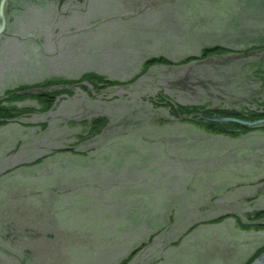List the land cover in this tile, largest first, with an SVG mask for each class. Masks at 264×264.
Listing matches in <instances>:
<instances>
[{
	"label": "rangeland",
	"instance_id": "374dc122",
	"mask_svg": "<svg viewBox=\"0 0 264 264\" xmlns=\"http://www.w3.org/2000/svg\"><path fill=\"white\" fill-rule=\"evenodd\" d=\"M5 2L0 97L11 89L15 97L5 103L34 110L0 122V264H192L197 248L205 264L252 259L264 245V193L257 190L264 184V122L217 132L148 97L161 90L184 104L264 103V0L158 1L138 19V9L118 0ZM215 44L230 50L209 78L232 75L238 86L218 96L166 83L194 66L181 64L185 57ZM162 55L171 65L154 63L133 79L146 59ZM226 56L232 68L220 63ZM86 72L116 83L93 95L81 85L65 87L44 111L35 96L41 89L20 90ZM100 114L108 121L104 134L91 135L82 121ZM165 161L170 177L162 191L154 179ZM158 189L166 195L159 200ZM60 233L85 245L59 247L68 242ZM94 240L103 249L93 250ZM184 241L189 250L181 258L174 253Z\"/></svg>",
	"mask_w": 264,
	"mask_h": 264
},
{
	"label": "trees",
	"instance_id": "16d2710c",
	"mask_svg": "<svg viewBox=\"0 0 264 264\" xmlns=\"http://www.w3.org/2000/svg\"><path fill=\"white\" fill-rule=\"evenodd\" d=\"M262 44V43H261ZM256 45L259 46V49L261 48L260 45ZM263 47V46H262ZM254 48V47H253ZM257 49H250V51H253ZM230 49L226 48L220 44H215L213 46H206L202 48L201 54L198 56H188L185 57L184 60H182L183 62H181V64H185V63H190V62H196L194 63V66H189L187 68H185L184 75L182 77H179L178 79H171L168 82H166L167 84L170 83V87L172 89H176L175 91H183L186 93V91H199V93H203V94H210L212 91H217L216 95H223V93H227L226 91H231L230 87L231 86H238L237 84L240 83L238 82L239 80L237 79V77L235 76H225L224 78L221 77L217 78V79H211L209 78L208 75H214V76H218L215 75L217 72L218 67H221V64L216 65L215 61H217V58H219V55L227 53ZM249 50L247 52H250ZM242 56H248V54H245V52L241 53ZM245 54V55H244ZM226 55V54H225ZM250 55V54H249ZM240 56V55H239ZM238 56V57H239ZM264 56V55H263ZM262 56V58H263ZM227 60L221 61L220 63H222L223 66H228L227 63L231 66V68L234 66L232 64L235 63V61H233L234 59L231 56H226ZM200 61V62H197ZM154 63H160L161 65L165 64V65H171V61H169L165 56H151V58H148L145 60V64H144V68L141 70L140 75L134 77L133 79H136L137 77L141 76V74L145 71V69L149 66H151ZM173 65V64H172ZM229 66V67H230ZM235 72V70L230 69L229 72ZM228 72V73H229ZM243 82V81H242ZM116 83V81L110 80L109 78L104 77L103 75L100 74H96L95 72H86L81 74V77L79 78H75V79H62V78H53L51 80H47L45 82H42L38 85L35 86H29V87H21V89L23 88H35V89H41L40 91L37 90L36 93V98L40 103V109L42 111L49 109L52 104L55 101V97L57 94H60L61 92H64L65 87L66 88H71L72 85L76 86V85H81L84 88H88V90L90 91V94L93 95V93L95 92L98 93V91H101L107 87L110 86V84H114ZM59 87V88H58ZM68 88V89H69ZM8 98H4V97H0V122L3 121H9L11 119H17L20 116H22V114L26 113V112H32V108L31 107H18L15 104H11V101H8V103H5V99H10V98H14L15 97V91L13 90H8L7 92ZM202 95V94H201ZM150 101L163 105V106H169L168 108L170 109V113L174 116H177V118L181 119V120H189V121H194V122H200L203 126H205L208 130L212 129L214 131L217 132H229V133H235L237 131L240 130L243 131L244 129L249 128L248 126H245L243 124H239L237 122L231 121V122H214L211 120H205L200 116L195 115L198 112L207 114V115H226V116H235V117H239V118H246V119H264V103H262L260 106L255 107L253 109H250L248 107H243L242 109H238L236 107H228V106H209V103H203L201 104H191V103H180L179 101L173 100L172 98H170L168 95L163 94V92L160 90L159 93H156L153 95V97H148ZM209 106V107H208ZM87 119H83V123H87L88 124V132L89 134H99L100 132H102V134H104V126H107V119L103 116V115H96V116H92L91 118H89V120ZM264 129V125L261 126ZM261 128V129H262ZM154 146V145H153ZM158 148H162L161 146L157 147ZM159 155V154H158ZM157 156V155H156ZM154 156V157H156ZM160 157V156H157ZM159 159V158H158ZM168 161V160H167ZM163 162L160 164L159 168H157L156 170V177H155V181L158 182L159 188H163L165 185L163 183L164 181V176H169L170 177V171H168L169 169H167V167L165 166L166 162ZM179 162V166L178 168H176V171L178 170H183V167L181 165V162ZM166 169V170H165ZM251 179V178H249ZM255 179H252V181H254ZM258 180V179H256ZM255 180V181H256ZM264 182V181H263ZM149 183V182H148ZM163 183V184H162ZM150 184H152L153 187H150ZM154 183H149L148 188L146 190V192H150L153 189H155V185H153ZM169 185V184H168ZM169 189H173V185H169L168 186ZM263 190L264 189V184H262V186H258L257 190ZM158 198L157 200L160 199V196L163 198V196L165 197L166 195L162 194V192H160V189H158ZM165 188H163L162 191H164ZM153 199H155V196L153 197ZM92 220H90V225H97L98 224V220L94 219L93 217L91 218ZM264 224V223H262ZM261 224V225H262ZM100 229L104 230L106 228V226L99 227ZM61 234V233H60ZM46 238V237H45ZM150 238V237H149ZM152 239V238H150ZM68 242L64 241L61 243V245H59V247H61L62 245H65L68 243L69 244H74L75 247L76 245H78L79 243L76 242H72V240L70 241L69 239H66ZM83 243H80V247ZM90 245V247L94 250H99L103 249V247L97 248L99 247L100 243L98 240H94V241H90L88 243ZM86 245L87 247L89 245ZM85 244H83L84 246ZM144 246L143 244L140 245L139 247ZM135 249H133L131 251V254H129L128 256L133 255L136 251H134ZM264 250V245L261 246L259 248V251L255 254V256L252 258L254 259L261 251ZM127 257H125L126 259ZM124 259V260H125ZM248 260L247 263L245 264H249V262L252 260Z\"/></svg>",
	"mask_w": 264,
	"mask_h": 264
},
{
	"label": "water",
	"instance_id": "95a60500",
	"mask_svg": "<svg viewBox=\"0 0 264 264\" xmlns=\"http://www.w3.org/2000/svg\"><path fill=\"white\" fill-rule=\"evenodd\" d=\"M6 0H0V34L4 32L6 26V15L4 14V5ZM195 115L202 117L205 120H211L214 122H231L235 121L239 124H245L249 127L254 128L255 126H261L264 122V119H253L249 120L246 118H239L233 115L226 116V115H207L201 112L196 113ZM249 264H264V250L261 251L254 259H252Z\"/></svg>",
	"mask_w": 264,
	"mask_h": 264
},
{
	"label": "flooded vegetation",
	"instance_id": "af4514ba",
	"mask_svg": "<svg viewBox=\"0 0 264 264\" xmlns=\"http://www.w3.org/2000/svg\"><path fill=\"white\" fill-rule=\"evenodd\" d=\"M158 1L161 4H164L166 2H167L166 4L170 3L169 0H118V4H120V6L123 8L124 7L130 8L132 10L138 9V11H140V13L138 14V17H136L138 19L139 15L146 16V15H149V13H151L152 11H154L156 9L155 6H157ZM160 3L159 5H161ZM69 10H70V7L66 11H69ZM27 17L28 18L30 17L29 14L27 15ZM55 19L58 20V18H55ZM27 22L29 23V20H27ZM56 23L57 21L55 22V24Z\"/></svg>",
	"mask_w": 264,
	"mask_h": 264
},
{
	"label": "crops",
	"instance_id": "0c3cea01",
	"mask_svg": "<svg viewBox=\"0 0 264 264\" xmlns=\"http://www.w3.org/2000/svg\"><path fill=\"white\" fill-rule=\"evenodd\" d=\"M247 182H252V179H249L248 178V181ZM57 188V187H56ZM263 191V193H264V189L262 190ZM49 200V201H48ZM48 200H46L45 202H47V203H44V204H41V207H48V206H50V203H51V201H53V199H48ZM46 205V206H45ZM100 229V228H99ZM96 232H99L98 230H96L95 232H93V233H95V234H97ZM91 233V234H90ZM92 232H89L88 234L89 235H92L93 234ZM68 235V234H67ZM67 235H62V234H60V236H64L63 238H66V239H68L67 238ZM59 236V237H60ZM72 236H73V234H72ZM71 236V237H72ZM79 236H80V234H79ZM75 242H78L77 240H75ZM185 242V241H184ZM184 245L181 247H179L180 248V251H178L177 253H174V252H172V253H174V254H177L176 256H181V258H182V253L185 251V250H189V244L188 245H185V244H187V242H185V243H183ZM62 246H65V248L67 249V248H71L72 246H75V245H71V244H69L68 245V243L67 244H65V245H62ZM61 246V247H62ZM78 246H80V245H76V247H78ZM82 246V245H81ZM207 246V245H206ZM208 247V246H207ZM207 247H205V248H207ZM204 248V249H205ZM205 251V250H204ZM204 254H206V252H202V250L201 249H199V248H197L196 250H193V252H191V254H190V257L193 259V262H192V264H205V261H204ZM172 255V254H171ZM166 256V255H165Z\"/></svg>",
	"mask_w": 264,
	"mask_h": 264
}]
</instances>
